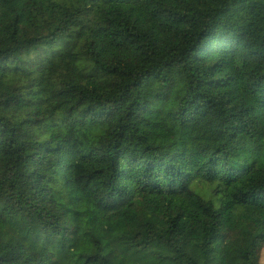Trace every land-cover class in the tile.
Wrapping results in <instances>:
<instances>
[{
  "label": "trees",
  "instance_id": "obj_1",
  "mask_svg": "<svg viewBox=\"0 0 264 264\" xmlns=\"http://www.w3.org/2000/svg\"><path fill=\"white\" fill-rule=\"evenodd\" d=\"M264 264V0H0V264Z\"/></svg>",
  "mask_w": 264,
  "mask_h": 264
},
{
  "label": "rangeland",
  "instance_id": "obj_2",
  "mask_svg": "<svg viewBox=\"0 0 264 264\" xmlns=\"http://www.w3.org/2000/svg\"><path fill=\"white\" fill-rule=\"evenodd\" d=\"M180 239L185 244L187 252L195 258L200 264L201 255L198 245L202 239V232L200 229L180 228ZM190 240V242H189Z\"/></svg>",
  "mask_w": 264,
  "mask_h": 264
},
{
  "label": "bare ground",
  "instance_id": "obj_3",
  "mask_svg": "<svg viewBox=\"0 0 264 264\" xmlns=\"http://www.w3.org/2000/svg\"><path fill=\"white\" fill-rule=\"evenodd\" d=\"M189 242H190V240H189Z\"/></svg>",
  "mask_w": 264,
  "mask_h": 264
}]
</instances>
